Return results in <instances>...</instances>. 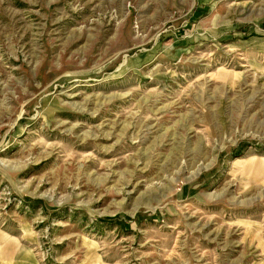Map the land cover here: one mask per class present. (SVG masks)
I'll use <instances>...</instances> for the list:
<instances>
[{
    "label": "rangeland",
    "instance_id": "1",
    "mask_svg": "<svg viewBox=\"0 0 264 264\" xmlns=\"http://www.w3.org/2000/svg\"><path fill=\"white\" fill-rule=\"evenodd\" d=\"M0 264H264V0H0Z\"/></svg>",
    "mask_w": 264,
    "mask_h": 264
}]
</instances>
